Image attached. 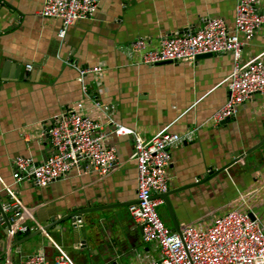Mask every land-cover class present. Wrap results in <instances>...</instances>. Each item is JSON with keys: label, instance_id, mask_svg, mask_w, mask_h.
<instances>
[{"label": "crops", "instance_id": "crops-1", "mask_svg": "<svg viewBox=\"0 0 264 264\" xmlns=\"http://www.w3.org/2000/svg\"><path fill=\"white\" fill-rule=\"evenodd\" d=\"M44 0H0V201L11 200L7 186L32 209L33 220L43 227L71 213L81 202L93 207L137 199V163L130 135H116L93 101L99 97L117 106L115 121L151 138L168 127L192 139L172 150L170 190L193 186L172 194L171 203L180 228L210 226L232 208L250 210L264 226V143L216 174L235 159V152L249 149L264 138V95L256 94L241 104L237 116L214 125L213 114L228 98L233 71L230 53L199 57L196 61L142 64L128 54L134 39L161 37L194 31L207 17L223 18L235 34L237 0H100L95 15L77 20L59 36L62 21L40 14ZM264 12V0H260ZM241 37L240 34H238ZM264 51V24L243 52V59ZM101 65V74L89 73L83 82L69 65ZM5 63L9 77L2 80ZM32 64L29 71L27 65ZM25 67L24 78L14 77ZM83 112L103 121L107 143L116 146L119 164L105 177L98 172L73 168L63 179L47 187L29 181L16 182L13 160L19 155L36 162L46 159L52 147L45 131L53 118L77 102ZM246 150V149H245ZM212 169V171H210ZM131 204L88 214L84 224L62 221L45 234L18 235L21 253L10 248L0 226V257L5 264H21L25 255L44 250L54 264L58 243L76 264H140L160 256L157 242H146L141 224L133 218ZM108 206V204H107ZM165 224L175 229L171 212L159 205ZM36 231V230H35ZM29 237V238H28ZM16 245V247H17Z\"/></svg>", "mask_w": 264, "mask_h": 264}, {"label": "built area", "instance_id": "built-area-1", "mask_svg": "<svg viewBox=\"0 0 264 264\" xmlns=\"http://www.w3.org/2000/svg\"><path fill=\"white\" fill-rule=\"evenodd\" d=\"M100 0H44L40 14L59 18L62 26L59 36L64 37L67 28L81 19L95 15ZM264 24V12L260 0H237L235 34L221 17H207L203 25L194 31L166 35L154 44L148 37H139L128 43L126 49L132 57L138 56L142 64L155 66L163 62L196 61L204 54L230 53L233 71L228 80V98L211 117L214 125L237 116L241 104L256 94L264 95V51L244 60L245 46L250 43ZM241 35V37L238 36ZM67 63L79 71L85 95L88 86L83 82L89 73L101 74L103 67ZM27 69H33L32 64ZM94 107L113 127L116 135H130L134 140V157L137 163V201L129 210L141 224L146 242H157L161 251L158 258L140 264H264V226L260 218H253L250 210L232 208L216 218L208 227L188 225L176 229L168 227L159 215V205L165 203L162 194L170 190L169 168L172 150L184 141L192 139V131L180 134L165 127L151 138H144L137 130L115 121L117 106L112 102L93 101ZM84 103L77 102L56 115L45 131L52 152L41 162L30 156L19 155L13 160V177L16 182L29 181L39 187H47L65 178L75 168L79 172L96 171L101 177L112 174L119 164L116 146L108 144V134L103 121L83 112ZM212 171V169L210 170ZM10 193V207H15L16 221L8 230L10 248L21 253L15 238L44 227L33 220L32 209L19 195L6 187ZM7 212L8 208L3 209ZM254 214V213H253ZM2 214L0 213V219ZM83 225V219L76 221ZM46 232V231H44ZM17 245V247H16ZM58 253L54 264H76L69 253L53 242ZM0 264H5L0 257ZM21 264H49L44 250L23 256Z\"/></svg>", "mask_w": 264, "mask_h": 264}, {"label": "water", "instance_id": "water-1", "mask_svg": "<svg viewBox=\"0 0 264 264\" xmlns=\"http://www.w3.org/2000/svg\"><path fill=\"white\" fill-rule=\"evenodd\" d=\"M206 55H212V54H204V55H200L199 57L201 56H206ZM163 63H166V62H163ZM163 63H160V64H163ZM8 67H9V64L8 63H5L3 65V70H2V76H1V79L4 80V79H7L9 77V73H8ZM27 73L25 72V67H22L20 69H17V72L15 73V76L16 78H19V79H22L24 78V76L26 75ZM231 119H226L224 122L222 123H225L227 121H229ZM264 143V138L262 140H260L257 144H254L251 148L247 149H242V150H239L237 152H235L234 154V157L235 159L231 162H228L225 166H223L222 168L218 169L217 172L215 173L216 174H220L224 169L228 168L229 166H231L234 162H238V161H243L245 160L246 156L248 154H250L251 152H253L254 150H257L259 149ZM193 186L192 184L190 186H185V187H182V188H177V189H174V190H169L167 191L166 193L162 194L161 197L164 198L165 200V203L166 205L168 206L170 212H171V215L173 217V220H174V224H175V229L178 230L180 232V227H179V224L176 222V219H175V214H174V210H173V205L171 203V195L174 194V193H178L184 189H187L189 187ZM116 197L115 195H112L111 196V200L110 202L106 203L105 205L103 206H100V207H93L91 205V203L89 201H86L85 203L84 202H81L80 204L76 205L74 208H73V211L61 218L57 217V216H53L51 217L52 219V223L51 225L49 226H44V229L41 230V229H38L36 231L33 232V234H31L29 237H34L38 234H45L44 231L48 230L50 227L54 226V225H58L60 224L62 221L64 220H68V219H72L73 220V223H74V226H79L76 224V221L79 220V219H83V221L85 220V218L87 219V216L88 214H92V212H96L98 210H103V209H106V208H115V207H120V206H125V205H128V204H132L134 202H136L137 200L133 201V202H124V203H116ZM10 203H12L11 200L5 202V203H2V201H0V213L2 214V218L0 219V226L3 230H5V233L4 234H8V230L11 226V222H14L16 221V219H18V216H14V212L16 211V208L15 207H10ZM108 204V206H107ZM4 206H6L8 208L7 212H5L3 209H4ZM251 216L253 218L256 217L255 214L251 213ZM141 229H142V226H141ZM28 237V238H29ZM23 242V240H20L18 238V236H16L15 238V243L16 244H19Z\"/></svg>", "mask_w": 264, "mask_h": 264}, {"label": "rangeland", "instance_id": "rangeland-1", "mask_svg": "<svg viewBox=\"0 0 264 264\" xmlns=\"http://www.w3.org/2000/svg\"><path fill=\"white\" fill-rule=\"evenodd\" d=\"M158 212L160 217L164 220L163 213L161 212L160 209L158 210ZM257 215H259V217H261L264 220L263 214L261 212H257Z\"/></svg>", "mask_w": 264, "mask_h": 264}]
</instances>
